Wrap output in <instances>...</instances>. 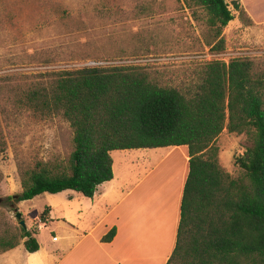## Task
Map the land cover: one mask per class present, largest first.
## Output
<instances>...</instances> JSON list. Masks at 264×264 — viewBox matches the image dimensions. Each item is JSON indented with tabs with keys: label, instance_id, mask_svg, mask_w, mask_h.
Segmentation results:
<instances>
[{
	"label": "trees",
	"instance_id": "16d2710c",
	"mask_svg": "<svg viewBox=\"0 0 264 264\" xmlns=\"http://www.w3.org/2000/svg\"><path fill=\"white\" fill-rule=\"evenodd\" d=\"M185 1L205 10L217 38L235 19L226 0ZM235 8L241 9L238 3ZM223 47L222 37L214 48ZM29 77L34 79L13 84L6 78L0 94L7 90L6 102L19 111L65 119L73 130L74 150L66 167L37 162L21 171L19 202L64 191L91 199L114 178L113 151L184 146L189 175L176 247L167 264H264V70L253 60L211 61L201 82L186 93L128 64ZM1 103L0 98L4 109ZM225 129L252 137V147L236 158L245 177L235 178L221 167L215 143ZM4 150L0 127V154ZM50 213L47 207L41 220L48 221ZM115 235L113 229L103 241ZM21 237L29 253L40 250L31 231L22 228ZM11 239L0 241L2 252L19 245Z\"/></svg>",
	"mask_w": 264,
	"mask_h": 264
},
{
	"label": "rangeland",
	"instance_id": "374dc122",
	"mask_svg": "<svg viewBox=\"0 0 264 264\" xmlns=\"http://www.w3.org/2000/svg\"><path fill=\"white\" fill-rule=\"evenodd\" d=\"M250 1L264 13V0H247L249 7ZM226 2L235 19L223 31L224 47L217 51L220 38L208 25L205 10L185 0H0V83L65 68L128 64L144 67L162 86L186 93L201 82L206 65L214 60L228 64L247 57L264 70V22L255 20L242 0ZM9 96L7 90L0 94L5 106H0L5 140L0 154V241L15 237L23 245L27 240L21 237L18 210L42 249L29 259L18 249L4 255L0 264L55 263L74 234L70 223L77 221L84 197L75 191L44 193L20 202L14 197L23 192L21 171L37 162L68 165L73 130L60 116L38 118L17 110L6 102ZM252 145L249 135L225 129L215 143L221 167L235 178L245 177L236 158ZM123 155L114 153L120 176L128 173ZM47 207L51 221L43 222Z\"/></svg>",
	"mask_w": 264,
	"mask_h": 264
},
{
	"label": "crops",
	"instance_id": "0c3cea01",
	"mask_svg": "<svg viewBox=\"0 0 264 264\" xmlns=\"http://www.w3.org/2000/svg\"><path fill=\"white\" fill-rule=\"evenodd\" d=\"M242 1L255 20L264 22V13L257 5L250 1L249 7L247 0ZM119 152L124 154L128 172L122 176L117 174L114 160V153ZM111 155L113 180L100 185L93 198L83 196L77 221L69 224L74 234L69 237V244L61 247L59 260L50 264H167L172 256L189 175L188 148L133 149L113 151ZM127 162L131 163L128 167ZM113 229L114 239L104 242L103 238ZM39 244L36 253H29L24 244H19L0 253V260L18 249L29 259V254L41 252Z\"/></svg>",
	"mask_w": 264,
	"mask_h": 264
},
{
	"label": "water",
	"instance_id": "95a60500",
	"mask_svg": "<svg viewBox=\"0 0 264 264\" xmlns=\"http://www.w3.org/2000/svg\"><path fill=\"white\" fill-rule=\"evenodd\" d=\"M19 196H15L14 199H18ZM16 213V218L19 220V224L22 228H27L26 222L25 220L22 218V214L20 212H18V210H15Z\"/></svg>",
	"mask_w": 264,
	"mask_h": 264
}]
</instances>
